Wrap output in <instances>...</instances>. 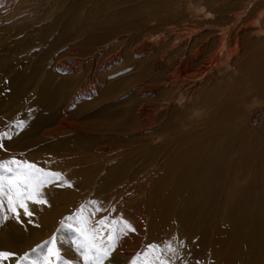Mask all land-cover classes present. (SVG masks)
Here are the masks:
<instances>
[{
    "label": "bare ground",
    "instance_id": "6f19581e",
    "mask_svg": "<svg viewBox=\"0 0 264 264\" xmlns=\"http://www.w3.org/2000/svg\"><path fill=\"white\" fill-rule=\"evenodd\" d=\"M39 1L35 0L38 6L42 5ZM184 1L58 0L53 15L50 10L45 12L42 28L34 27L25 44L13 50L14 61L4 63L2 59L7 56L0 55V91L3 94L0 114L4 111L2 105L9 109L16 100L26 103V110L13 121L0 120V133H7V136L0 135V160L12 161L8 153L13 152L25 156L27 148L32 154H38L36 159L28 154L31 157L24 161L38 167L44 166L51 157L74 156L77 150L79 158L84 152L96 153V149L99 156L119 151L121 153L115 156L123 152L129 154L126 160L114 162L110 167L105 165L103 177L96 176L98 173L93 171L99 186L96 195L109 191L116 195L117 215L108 217L109 223L115 219L120 224L127 221L134 229L130 233H136L132 242L130 237L125 240V248L118 242L119 226L116 224L112 232L116 261L112 255L111 262L104 264H128L135 260L139 245L143 249L145 246L143 234L164 251L168 242L162 244V239L174 231H181V227L183 233L197 234V237L196 243L187 246L186 255L176 263L190 264L188 258L196 256L195 247L203 253L201 247L206 231L202 224L206 220L205 210L209 211L211 204L205 207L204 199L193 195L203 190L205 179L201 174L207 166L215 171L216 164L222 162L219 153L205 156L208 146L206 141L201 142L203 132L188 136L186 128L202 124L221 98L217 89L227 81L244 78L249 82L253 99L264 96V37L261 36L264 5L259 11L257 8L264 0H240L236 6L238 1H233L234 13L230 5H219L223 0H207L205 5L199 1ZM19 2L24 4L25 0H0V16L17 13ZM187 4L202 14L199 25L191 30L186 25L191 21L186 13ZM245 15H255L256 20L248 22ZM245 45L247 54L243 51ZM34 51L39 55L43 53L45 62L26 72L15 57L23 54L28 62ZM4 86L12 88L15 101L5 100ZM123 92L128 97L117 102V96ZM224 115L219 109L218 122ZM20 122L23 127L19 126ZM234 133L228 134L230 144L254 141L256 135L253 130ZM155 138L159 141L154 142ZM250 144L246 142L242 148L252 150ZM136 152L137 160L143 161L132 168L135 162L131 154ZM10 165L14 164L8 167ZM89 177H82L81 183H94ZM69 178L63 177L62 181ZM93 187L88 186L84 195H89ZM53 189L56 187L46 191ZM197 196L199 198L195 199ZM94 205L89 206L92 212L87 211L86 216L93 220L105 212L95 209ZM124 205L128 207V214L121 217ZM51 206L29 201L33 217L20 214L17 219L15 215L20 231L14 235L0 233V250L23 257L22 250L15 251L13 242L25 240L29 251L39 245L45 253L44 238L55 227L40 225V230L34 232L31 223L38 222L37 215L45 213L46 207L52 209ZM239 210L247 213L251 209L244 203ZM259 212L258 205L256 211L252 210L249 215L242 213L237 220L240 230L235 258L242 259V264L262 262L264 258V219H260ZM246 216L251 219L247 221ZM138 233H143L139 234V239ZM173 235L175 233L168 241ZM61 249L60 246L59 251ZM51 260L57 262V256H48V261ZM16 263L14 257L2 261V264Z\"/></svg>",
    "mask_w": 264,
    "mask_h": 264
},
{
    "label": "rangeland",
    "instance_id": "374dc122",
    "mask_svg": "<svg viewBox=\"0 0 264 264\" xmlns=\"http://www.w3.org/2000/svg\"><path fill=\"white\" fill-rule=\"evenodd\" d=\"M57 1L58 0H40L39 2L42 5L38 6L35 0H25L24 4L19 2L16 5L17 13L12 14V12H10L8 13V15H5L3 13V15L0 16V55L5 54L7 56V58L2 59L4 63L10 62L11 60L14 61L13 50L17 47H22L25 44L28 33L33 30L34 27L42 28L45 21V12L50 10L51 15H53L54 11L57 9L56 7H58ZM188 1L189 0H185L184 3ZM190 1H199L201 5H205V2L207 0ZM233 1L235 3L238 1L235 6L240 2V0H223L219 3V5H230L229 7L232 10L230 8L229 9L231 10V13H234L235 10L233 9L235 8V6L234 3L231 4ZM28 2L31 3L28 4ZM263 5L264 4H262V2L260 3V5H258V11L263 8ZM186 7L188 8V10H186V13L188 17H191V21H189L186 25L189 30H191L195 28V26L197 27V25H199V22H201L200 18H202V14L196 11L195 8H191L190 4H187ZM250 7L251 4L247 7V9H249ZM226 15L229 16L228 11L226 12ZM245 17L248 22L256 20L255 15H245ZM5 29L8 30L6 31ZM257 34L259 35L260 33ZM262 34L263 35L261 36L264 37V31L262 32ZM246 45L243 49L244 54H247ZM31 53V59L28 62H26L23 54H19L17 57H15L16 61L21 62L26 72L32 70L33 68L41 66L45 62V57H42L43 53H40V55L37 51ZM125 58H128V56L125 55ZM127 60H130V58H128ZM135 61L138 62V59L135 58ZM122 62L123 60L120 63L121 65ZM242 84H244V87H241ZM2 88H5V100H14V96L11 93L12 88L10 86H4ZM217 90L221 94V98L217 101L216 104H214L215 108H213L212 112L208 114V117L205 118L202 124L194 126L190 125L186 128V130L188 129V136L193 133L201 134L203 132L202 136L200 137L201 142L206 141L205 145L208 146V149L205 150V152L207 153H205V156L212 155V153H216V155H218L219 153V157L222 162L220 163V165L216 164L217 170L215 171L213 170V167L207 166V170H205V172L201 174L205 179L203 190L201 191L200 189L201 193L197 192L193 195L194 197L196 195H199L202 200L204 199L205 207L208 203L211 204V209L209 211L205 210L206 212L204 219L206 220L205 223L202 224L203 226L205 225L204 229L206 231L201 247L203 253H199L198 251H196L197 249L195 247L194 251L196 256H192L191 258L188 256V259H190V264H194L196 260V264H242V259L235 258L236 254L238 253L237 236L240 230V226L238 225L237 220L243 213L239 209L242 208L244 203L247 204L251 210H249L247 213H243V215H249L252 213V210L256 211V208H258L259 205L261 209V212H259L260 219H264V207H261L262 205H264V96L260 95L262 96L260 97L256 95L257 97L253 99L249 82L244 78H240L236 81H227L222 85L220 89ZM2 95L3 94L0 91V96ZM127 97L128 96L123 92L120 96H117L116 101H122ZM5 100L3 101V103H5ZM176 101L177 103H179V100ZM225 107L228 108L226 109ZM1 109L4 111L0 114V120H3L4 122L13 121L14 119H16L17 115L22 114L26 110V103L16 100L9 109L4 105L1 106ZM219 109L222 114H226L223 116V119L219 118L220 122H218V117L216 116V114L219 112ZM202 112L203 110L199 111L198 116ZM1 129L2 126H0V132ZM244 130H253V132H256L254 141L235 142L232 144L229 143L230 133L233 134L235 132L234 134H238ZM197 138L199 139V137ZM158 141L159 140L157 138L154 139V142ZM49 142H51V140H49ZM246 142L251 143L249 148H251L252 150H249L248 148H242V145ZM26 151L27 153L25 154V156H23L22 153L15 154V152H13L8 153V155L11 154L8 157H10L12 160H16L19 163H22V160L23 162H25L26 159L24 158L31 157L28 156V154L32 155V159H36V155L38 153L32 154L30 148H27ZM95 152L97 153V155L96 153H94V151L87 153L84 152L79 158L80 152L77 150L74 152V156L63 155L62 159L61 156L51 157V159L44 162V166L39 165L40 168L46 171H50L53 173L57 172L60 173L63 177H70L66 180L63 179V181L62 177L59 180H55L52 183L44 185V187L42 188V194H44L43 196H46L45 194L51 195L46 196L45 200L47 201V206L52 205L51 207L53 208L49 210V208L46 207L44 209L45 213L37 215L38 222L35 221L31 223V225L33 226L31 230L34 232H38L40 230V225L46 226L48 228H52L54 226L55 229L52 232H49V235L46 236L44 240L47 241L55 237V247L59 250L60 246L62 247L61 251H59V255H61L57 257L58 261L56 262L55 260H51L49 262L47 259L46 262H43L45 264H90V262H86L84 259L85 247H82V245H85L86 241L85 237L76 230L78 227L77 222L75 220L66 221L65 225H61V221H65V218L69 216H78L81 212L82 206L83 216L88 219L89 225H92L94 223L95 226L97 221L101 219L108 220V217L112 218L117 215L116 195L111 191L106 194L96 195V191L98 190L99 186L96 182V179L93 177V173L97 172L98 174L96 176L103 177V175H105L106 167H110L114 162L123 161L124 159L126 160L129 154L123 152L121 155L115 156L116 154L121 153V151H119L116 153L113 152L110 155L103 154L104 156H99L100 154H98L97 149L95 150ZM82 156L85 157V159H83ZM63 157H65L66 160L63 159ZM131 157L134 158L133 160L135 162L134 165H132V168H134L135 166L137 167V165L139 166V163L143 161V159L137 160V152L135 154H131ZM38 158L41 159V156L38 155ZM3 162L4 160L1 159L0 163ZM101 164H103V167L99 166ZM105 165L107 166L105 167ZM10 166L14 170V174H11V172H8L4 168H0V177L15 176L16 171H18V166L17 164ZM98 166L99 169L97 168ZM85 176H90L89 178L93 180L94 183L89 182V184H82L81 178ZM217 176H219L220 178L217 179ZM141 179L142 178H139V180ZM88 186L94 187L90 191L89 195H84L85 189ZM49 187H56V189L50 190V192H48L46 190L49 189ZM5 192H7V187L5 188ZM240 192L243 193L242 197L240 196ZM183 194H185V192ZM199 196H197L195 199H198ZM53 197H56L57 201L59 200V202L56 203V200ZM240 197L241 203L240 205H238L237 201ZM92 204H95L94 208L100 210L101 212L102 210H105V212L103 211L95 220H93L91 216L86 217L87 211L92 212L89 208V206ZM8 207L9 205L7 195L0 196V233L3 234V232H9L10 234L14 235V232H18L20 231V229L14 218L16 214L13 213ZM121 209L122 210L120 214H118L121 217H125L128 214V207L124 205ZM19 211L20 214H23V209H20ZM24 216L26 218L33 217V215ZM95 217L96 216H94V218ZM194 217H196V215H194ZM246 219L247 221H249L251 219V216H246ZM115 221L118 222L116 224L119 226L117 231L119 238L118 242L120 244H124V247L126 248L125 240L130 237L131 241V238L133 237V235H136V233H130V230H125V232L122 233L120 231V228L123 226V223L120 224L119 220L116 219ZM67 223H72L73 227H67ZM140 230L144 231L145 229ZM177 232L178 230L174 231L175 235L172 236V239L170 241L168 240L174 233L168 236L169 238H163L162 244L164 241L168 242L166 244L171 243L173 248L177 250L178 255L166 251V249L162 251L156 248V250L153 251L151 246H154L155 244L149 242L146 234L142 233L144 235L145 246L143 249L142 246L139 245V250H137L135 254L136 264H160L161 261H163L164 264H177L176 262L178 261V259L186 255V247L194 245L196 243L195 239L197 237V234L183 233L182 227L181 231H179L178 233ZM15 234L17 235L18 233ZM139 234L142 235L141 233H138V239ZM108 235L109 231L107 229L104 230L100 233V237H102L104 240L102 239L101 241L98 238L96 242L102 243V245L106 246L107 243H109L107 239ZM25 242V240H16V242H13L15 251L16 249L18 251L22 250L21 252L23 253V256L25 253L28 254L27 260H22L21 255L15 256L14 258L15 263L17 262L16 264H32V261L37 258L38 253L46 256L54 255H49L48 253V249L52 247L51 245H46L44 243L43 250H45V253H42V250H40L39 248L36 252H33L31 250L29 251L28 247H25ZM116 249L119 248L116 246ZM140 249L142 250L140 251ZM92 251L93 254H95V249H93ZM112 255L113 259L115 260V250L111 252V255L107 259H105L104 262H111ZM156 256H159V260L155 259ZM232 257H234L235 260ZM133 261L134 260H131L129 261V263H127L132 264ZM256 262H259L261 264L263 262L264 264V258L262 262ZM111 264L117 263L112 262Z\"/></svg>",
    "mask_w": 264,
    "mask_h": 264
},
{
    "label": "snow or ice",
    "instance_id": "6c2138e0",
    "mask_svg": "<svg viewBox=\"0 0 264 264\" xmlns=\"http://www.w3.org/2000/svg\"><path fill=\"white\" fill-rule=\"evenodd\" d=\"M19 126L23 127V122H20ZM0 135L7 136V133H0ZM9 164H17L18 171H16V174L13 177H0V196L7 195L9 208L16 214L17 219H19L20 209H23L24 215L32 216L34 213L29 210L28 202L31 201L37 204H46L47 201L43 199L42 188L46 184L61 179V174L46 171L28 162L21 164L16 160L0 163V168H4L8 172H13L14 170L11 167H8ZM6 187L7 192H5ZM73 220L78 224L76 230L85 237L86 244L82 245V247H85V261L90 262V264H103L104 260L111 255V252L115 248V236L112 235V232L115 231V225L118 222L113 221L110 224L107 219H101L97 221L95 226H90L88 219L83 216V206L78 216H69L65 218V221H61V225H65L66 221ZM66 226L69 228L73 227L72 223H67ZM106 229L109 230V235L107 237L109 243L104 246L102 243H97L96 241L98 238L102 241L103 238L100 237V233ZM125 230L134 231L127 221H123V226L120 228L122 233L125 232ZM44 243L52 246L48 249L49 255L55 254L59 257V249L55 247V237ZM39 247L40 246L38 245L37 248L32 249V251L36 252ZM157 247L158 246L155 245L151 246L153 251H155ZM93 249H95V254H93ZM165 249L178 255L177 250L172 247L171 243L166 244ZM15 256L16 253L0 250V264H2L3 260ZM22 259L27 260L28 254L25 253ZM47 259L48 256L38 253L37 258L32 261V264H43ZM155 259L159 260V256H156ZM132 264H136L135 260ZM160 264H164V262L161 261Z\"/></svg>",
    "mask_w": 264,
    "mask_h": 264
}]
</instances>
